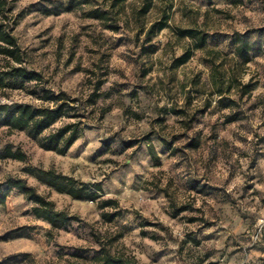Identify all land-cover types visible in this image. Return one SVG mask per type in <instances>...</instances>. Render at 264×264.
<instances>
[{"label": "rangeland", "instance_id": "rangeland-1", "mask_svg": "<svg viewBox=\"0 0 264 264\" xmlns=\"http://www.w3.org/2000/svg\"><path fill=\"white\" fill-rule=\"evenodd\" d=\"M82 1L64 11L69 0H16L15 32L27 65L44 72L54 89L86 98L97 80H106L96 120L65 154L41 147L48 132L36 137L0 126V152L9 143L29 155L28 162L0 158V183L26 178L90 225L71 222L51 235V224L14 189L0 208V261L97 264L105 243L140 264H264V0H152L141 18L144 0H125L117 29L85 13L112 0ZM163 16L167 27L147 43L156 52L142 54V30ZM243 34L254 43L247 64L236 54L235 38ZM186 51L190 57L179 64ZM5 63L0 55V66ZM249 81L256 85L241 98L239 86ZM228 98L238 104L226 107ZM13 101L42 102L26 89H0V103ZM207 102L211 107L189 130L182 120ZM171 108L188 113L167 114ZM152 130L160 165L147 143L130 146ZM194 133L198 148L187 146ZM29 165L99 183L103 191L97 200L76 199L25 172ZM106 198L124 208L113 221L102 216Z\"/></svg>", "mask_w": 264, "mask_h": 264}, {"label": "trees", "instance_id": "trees-1", "mask_svg": "<svg viewBox=\"0 0 264 264\" xmlns=\"http://www.w3.org/2000/svg\"><path fill=\"white\" fill-rule=\"evenodd\" d=\"M16 0H0V55L6 60L5 65L0 66V89L27 90L30 94L37 96L42 102L35 104L26 101H13L0 103V126H5L9 132L30 130L34 136L38 137L48 132L40 140V145L46 150L57 151L65 154L74 143L81 137L84 126L89 120H96L95 106L98 100L107 95L102 91L105 79L96 81L93 91L86 97L74 96L64 89L56 90L49 85V78L44 72L31 68L27 65L28 53L21 45L19 37L16 34V28L19 24L21 14L15 12ZM125 0H112L111 4L105 8L93 7L87 10L86 16L99 19L106 23L108 28L117 29L116 23L119 21L120 11L118 6ZM231 3H239L242 0H229ZM83 4L82 0H69L64 6V11L74 10ZM63 7V6H62ZM152 8V0H144L143 5L138 10V17L146 15ZM167 16L153 22L146 30H142L145 38L141 44L142 54H151L156 52V48L147 43L151 42L161 30L167 27ZM188 35H193L192 30H187ZM236 54L247 64L251 61V51L254 49L253 42L247 38V34L238 35L235 38ZM188 51L176 58L179 64H183L190 57ZM255 82L249 81L241 83L239 95L241 98L247 96ZM229 89V88H228ZM137 93L135 94V96ZM225 101L221 96L220 103ZM238 104L234 98H228L225 102L226 107ZM211 107L207 102L204 108L196 110L189 119L182 120L189 130H192L191 124L200 112H205ZM104 113L98 117L101 120ZM188 111L185 108H171L167 114L186 115ZM67 121L55 127L59 121ZM154 130L146 133L142 138L133 142L130 146L147 143L149 154L155 165H160L162 160L156 144L152 140ZM161 141L169 146L174 141L168 140L160 135ZM200 139L197 133L190 136L187 146L198 148ZM2 159H15L28 162L29 155L20 148L14 149L7 143L0 152ZM23 170L39 181L46 183L59 192L67 193L76 199L97 200L100 198V192L103 187L99 183L85 182L73 175H68L57 171L54 168L46 169L40 166L29 165ZM17 189L27 200L33 203V212L38 217L51 224L49 233L54 235L57 231L71 222H79L90 225L84 218L67 209H59L54 200L41 193L36 186L30 184L26 178L18 176H9L4 182L0 183V208L7 206L10 202L11 192ZM100 207L103 209L102 216L107 221H113L124 213L120 201L116 198H106L100 200ZM113 207L112 211L106 210ZM182 208L181 210H183ZM97 235V234H95ZM100 241V239H99ZM97 264H140L138 259L132 255L114 254L109 247L103 243ZM0 264L5 262L0 261ZM83 264V263H75Z\"/></svg>", "mask_w": 264, "mask_h": 264}]
</instances>
